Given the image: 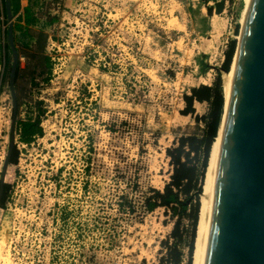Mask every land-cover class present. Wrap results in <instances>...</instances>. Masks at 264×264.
I'll use <instances>...</instances> for the list:
<instances>
[{
	"label": "rangeland",
	"instance_id": "1",
	"mask_svg": "<svg viewBox=\"0 0 264 264\" xmlns=\"http://www.w3.org/2000/svg\"><path fill=\"white\" fill-rule=\"evenodd\" d=\"M242 1L229 0L218 16L217 0H19L31 23L14 20L23 27L17 49L35 47L26 28L46 32L54 67L46 82L33 60L20 58L17 122L44 110V136L25 145L17 131L0 206V264H174L177 221L179 264H189L191 209L148 212L146 200L171 181L167 149L206 135L195 117L208 116L210 105L195 103V116H184L183 97L222 79L229 46L238 47ZM12 63L0 0V182L11 145ZM202 151L190 156L199 172ZM130 203L135 214L121 210Z\"/></svg>",
	"mask_w": 264,
	"mask_h": 264
},
{
	"label": "water",
	"instance_id": "2",
	"mask_svg": "<svg viewBox=\"0 0 264 264\" xmlns=\"http://www.w3.org/2000/svg\"><path fill=\"white\" fill-rule=\"evenodd\" d=\"M225 6V0H217L214 13L223 14ZM5 9L13 54L10 88L14 113L11 145L1 174L0 206L17 134L15 82L20 62L12 0H5ZM235 55L231 94L215 159L201 264H264V0H249Z\"/></svg>",
	"mask_w": 264,
	"mask_h": 264
},
{
	"label": "trees",
	"instance_id": "3",
	"mask_svg": "<svg viewBox=\"0 0 264 264\" xmlns=\"http://www.w3.org/2000/svg\"><path fill=\"white\" fill-rule=\"evenodd\" d=\"M20 8L21 5L19 0H15L12 3L13 14L17 13ZM25 13V21L27 22L28 26L31 23V10L29 8H26ZM21 28L23 27L15 26L14 33L15 31H17V29ZM25 30H27L33 37L35 47L34 49L29 50L28 53L19 52L20 58L24 56L27 57L29 60H33L35 62V72L40 75H48L46 82H49L54 67L52 58L46 53L49 35L43 31L33 32L32 30H29L27 28ZM236 49L237 45L233 41L230 44L229 50L225 55L223 69L226 72L230 71L231 69L230 67L234 60ZM204 68L206 67L204 66ZM19 71H21L20 62L16 78L19 75ZM34 85L36 86V84ZM183 101L185 103V110L181 114L184 116H195V103H208L210 105V111L208 113V116L202 118L195 117V120L197 122H204L206 124V135L202 139L198 138L197 136L181 137L177 140L173 148L167 149L166 154L171 160V165L174 167V172L171 176V181L165 186L163 191H158L156 189L151 190L153 195H151V197H148L146 200V210L148 212H154L157 209L163 208L173 212L174 215L178 216L179 209L182 210L183 213H186L189 209H191V215L188 216L193 223L189 243V264H191V257H193L194 253L196 230L200 211V194L202 193L203 184L200 187H198V185L200 179H202V181L204 182L212 145L218 135V128L224 109V98L221 94L220 77H218L214 87L202 85L200 87L191 89L190 94L184 95ZM43 114H45V111L40 110V113L36 120L30 119L18 123L17 131L19 132L21 143L25 145H31L37 138H41L44 136V130L41 126V117L43 116ZM201 148L203 150V160L201 163V171L199 172L197 167L191 164L190 156L191 154H195L196 156L199 155ZM17 158L18 153L14 148L10 159V164L15 165L17 162ZM8 192L9 186L5 185L4 195L1 203L2 208H4L5 206ZM182 197H184L185 200L182 199ZM120 206L122 207V212L126 211L130 214L136 213V207H134L131 203L128 207H125V205ZM179 223L180 221H177L172 231V237L176 241L174 249H171L172 255H174L176 258L174 264H179L181 259V254L177 249V243L179 244L183 241V236L180 234L179 231Z\"/></svg>",
	"mask_w": 264,
	"mask_h": 264
},
{
	"label": "bare ground",
	"instance_id": "4",
	"mask_svg": "<svg viewBox=\"0 0 264 264\" xmlns=\"http://www.w3.org/2000/svg\"><path fill=\"white\" fill-rule=\"evenodd\" d=\"M245 1L248 7L249 0H245ZM211 5H213V3H211ZM246 12H247V8L241 20L242 25L244 24ZM242 29H243V26H242ZM240 38H241V34H240ZM236 58H237V55H235L234 57L230 71L223 72V76L221 79V91L224 96L225 105H224L220 125L218 128V135L212 145L210 158L208 162V168L206 170L205 179H204L203 186H202V193L200 194V211H199L198 225H197V230H196V238H195L194 255H193L192 264H201V260H202L204 237H205L206 223H207L209 203H210V197H211V188H212L216 153H217L223 120L225 117L226 109H227L230 94H231L232 78H233V71H234V67L236 63ZM2 246L4 245L0 237V256L2 255V251H3Z\"/></svg>",
	"mask_w": 264,
	"mask_h": 264
},
{
	"label": "built area",
	"instance_id": "5",
	"mask_svg": "<svg viewBox=\"0 0 264 264\" xmlns=\"http://www.w3.org/2000/svg\"><path fill=\"white\" fill-rule=\"evenodd\" d=\"M60 2L63 1V0H59ZM226 1V6H225V9L226 7L228 6L229 4V0H225ZM233 1H237V0H233ZM17 18H21L23 22H25V19H26V13H25V10L24 9H21L17 16L13 17V21Z\"/></svg>",
	"mask_w": 264,
	"mask_h": 264
},
{
	"label": "crops",
	"instance_id": "6",
	"mask_svg": "<svg viewBox=\"0 0 264 264\" xmlns=\"http://www.w3.org/2000/svg\"><path fill=\"white\" fill-rule=\"evenodd\" d=\"M23 1H24V0H21V3H23ZM27 6H28V5L23 6V5L21 4V8H20V10H21V9H24V10H25Z\"/></svg>",
	"mask_w": 264,
	"mask_h": 264
}]
</instances>
